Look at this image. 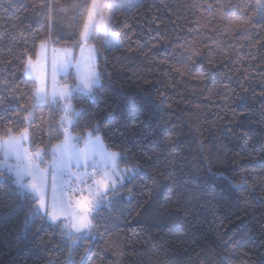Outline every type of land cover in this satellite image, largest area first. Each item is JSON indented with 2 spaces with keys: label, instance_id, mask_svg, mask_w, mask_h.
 Instances as JSON below:
<instances>
[{
  "label": "trees",
  "instance_id": "16d2710c",
  "mask_svg": "<svg viewBox=\"0 0 264 264\" xmlns=\"http://www.w3.org/2000/svg\"><path fill=\"white\" fill-rule=\"evenodd\" d=\"M90 4L0 0V95L14 90L0 106V131L29 126L23 106L34 100L22 55L42 40L71 47ZM138 4L112 21L122 47L91 41L106 72L84 119L99 122L106 143H125L133 155L142 146L179 153L184 178L200 193L197 215L185 217L150 195L149 174L142 173L69 256L60 230L45 220L25 235L24 213L10 206L14 190L0 185V264H208V256L225 252L232 264H264V23L254 0ZM30 119L36 143L56 142L54 109L36 107Z\"/></svg>",
  "mask_w": 264,
  "mask_h": 264
},
{
  "label": "snow or ice",
  "instance_id": "6c2138e0",
  "mask_svg": "<svg viewBox=\"0 0 264 264\" xmlns=\"http://www.w3.org/2000/svg\"><path fill=\"white\" fill-rule=\"evenodd\" d=\"M138 6V0H111L107 22L99 17V23H103L100 34L96 31L99 0H91L71 47L57 49L42 40L31 54L25 52L22 69L34 100L31 107L23 106V120L29 126L0 131V185L13 188L16 199L10 206L24 213L25 235L30 224L45 220L60 230L69 256L71 249L91 234L93 222L102 211L117 202L119 193L127 190L131 194L128 185L142 173L149 174L151 186H145L150 195L155 191L167 204L176 205V212L185 217L197 215L200 193L192 190L184 178L179 153L142 146L139 155H133L125 143H106L99 122L84 119L89 114L87 103L100 92L106 72L98 63L99 49L91 41L102 39L110 50L122 47L112 32L115 13ZM253 9L258 22L264 23V0H254ZM10 95L14 96V90L0 95V106L8 104ZM36 107H49L58 113L59 137L55 143L41 147L32 139L30 118ZM139 123L138 119L130 120L128 127L135 129ZM166 140L172 148L178 147L170 138ZM260 151L264 152V148ZM159 208L163 212L166 205L159 204ZM238 239L230 238L229 243L235 244ZM48 264L53 261L49 259ZM208 264L232 261L225 252L208 256Z\"/></svg>",
  "mask_w": 264,
  "mask_h": 264
},
{
  "label": "rangeland",
  "instance_id": "374dc122",
  "mask_svg": "<svg viewBox=\"0 0 264 264\" xmlns=\"http://www.w3.org/2000/svg\"><path fill=\"white\" fill-rule=\"evenodd\" d=\"M141 0H138V3L140 2ZM111 3V0H99V7L101 9V11L99 12L98 14V17H97V20H98V27L96 29L97 33H100L102 34V29H103V23H99V17L102 16L104 18V21L107 22V18L109 16V11H108V8H109V4ZM125 8H128V7H125ZM115 38L117 40H119L116 36ZM102 42L103 40L100 39ZM49 42V41H48ZM50 44V42H49ZM104 44V43H103ZM51 47H53L51 44H50ZM105 49H109L107 46H105ZM55 48V47H54ZM64 48H67V47H64ZM57 49H60V48H57ZM77 55H78V52H77ZM82 146V145H81Z\"/></svg>",
  "mask_w": 264,
  "mask_h": 264
}]
</instances>
